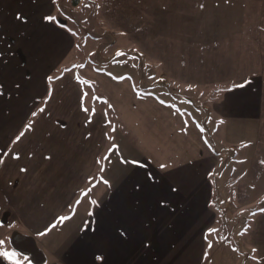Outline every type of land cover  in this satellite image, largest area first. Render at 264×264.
I'll use <instances>...</instances> for the list:
<instances>
[{"label":"rangeland","instance_id":"obj_1","mask_svg":"<svg viewBox=\"0 0 264 264\" xmlns=\"http://www.w3.org/2000/svg\"><path fill=\"white\" fill-rule=\"evenodd\" d=\"M71 1L49 0L50 20L67 30L75 43L69 56L49 72L46 86L40 79L44 87L35 97L37 80L31 74L19 78L28 64L31 68L18 41L28 33L12 30L17 24L11 15L15 1L0 0V148L20 134L42 131L35 122L42 107L29 114L46 88H57L52 97L48 93L52 100L41 105H48L49 118L54 109L60 112L59 102L68 97L61 91L78 90L92 121L75 129L99 135L96 155L105 150L104 144L122 140V120L140 111L142 119H149L142 112L153 110L152 125L144 134H155L171 146L182 133L167 122L159 124L157 118L165 120L161 114L174 110L181 124L216 155L211 176H221V192L214 190L217 220L208 229L212 238L203 260L264 264V213L256 212L264 206V0ZM244 91L256 99L257 121L232 120L215 127L223 114L215 110L216 104L243 109L241 100L247 95L239 94ZM219 132L223 141L215 143ZM13 216L6 213L1 218L0 254L30 260L11 244L19 231Z\"/></svg>","mask_w":264,"mask_h":264},{"label":"crops","instance_id":"obj_2","mask_svg":"<svg viewBox=\"0 0 264 264\" xmlns=\"http://www.w3.org/2000/svg\"><path fill=\"white\" fill-rule=\"evenodd\" d=\"M14 1L11 19L17 24L14 29L3 24L8 30L28 33L18 41L32 69L28 64L19 78L31 74L37 80L36 97L44 87L40 79L46 83L49 72L69 56L75 42L49 19V0ZM56 89L46 88L44 100L29 114L42 107L35 121L44 127L42 131L20 134L0 148V224L3 214H13L17 233L34 241L43 264H206L203 257L212 238L208 229L217 220L214 190L221 192V176L216 172L211 176L218 163L204 140L181 124L174 110L161 114L165 120L157 118L159 124L167 122L182 133L169 141L171 146L155 134L145 135L153 110L142 112L149 119H142L140 111L122 120V140L104 144L105 150L96 155L99 135L75 129L92 121L78 90L60 92L68 97H61V110L54 109L51 118L48 105L41 106ZM244 94L243 109L216 104L215 110L223 116L216 117L215 127L232 120L257 121L256 99L251 92L239 96ZM47 127L60 130L51 133ZM220 135L214 137L215 143ZM256 212L264 213V206ZM9 258L0 254V264L32 263Z\"/></svg>","mask_w":264,"mask_h":264},{"label":"water","instance_id":"obj_3","mask_svg":"<svg viewBox=\"0 0 264 264\" xmlns=\"http://www.w3.org/2000/svg\"><path fill=\"white\" fill-rule=\"evenodd\" d=\"M11 242L21 253L30 257L33 264H43L44 258L31 238L17 233L12 237Z\"/></svg>","mask_w":264,"mask_h":264},{"label":"trees","instance_id":"obj_4","mask_svg":"<svg viewBox=\"0 0 264 264\" xmlns=\"http://www.w3.org/2000/svg\"><path fill=\"white\" fill-rule=\"evenodd\" d=\"M77 1H78V0H72L71 2H72L73 4H76ZM11 244H12V242H11ZM12 246H13L14 248H16L13 244H12ZM16 249H17V248H16Z\"/></svg>","mask_w":264,"mask_h":264},{"label":"snow or ice","instance_id":"obj_5","mask_svg":"<svg viewBox=\"0 0 264 264\" xmlns=\"http://www.w3.org/2000/svg\"><path fill=\"white\" fill-rule=\"evenodd\" d=\"M49 19H52V18H49ZM0 162H2V161H0Z\"/></svg>","mask_w":264,"mask_h":264}]
</instances>
